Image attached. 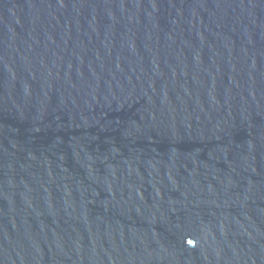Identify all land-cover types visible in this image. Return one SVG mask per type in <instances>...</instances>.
Masks as SVG:
<instances>
[{
    "label": "water",
    "instance_id": "water-1",
    "mask_svg": "<svg viewBox=\"0 0 264 264\" xmlns=\"http://www.w3.org/2000/svg\"><path fill=\"white\" fill-rule=\"evenodd\" d=\"M0 264H264V0H0Z\"/></svg>",
    "mask_w": 264,
    "mask_h": 264
}]
</instances>
